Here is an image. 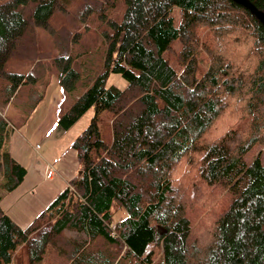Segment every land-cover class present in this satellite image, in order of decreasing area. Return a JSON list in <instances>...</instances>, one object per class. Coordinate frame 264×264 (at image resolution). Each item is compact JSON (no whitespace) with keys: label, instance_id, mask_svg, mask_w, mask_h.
Returning a JSON list of instances; mask_svg holds the SVG:
<instances>
[{"label":"trees","instance_id":"trees-1","mask_svg":"<svg viewBox=\"0 0 264 264\" xmlns=\"http://www.w3.org/2000/svg\"><path fill=\"white\" fill-rule=\"evenodd\" d=\"M118 4L116 20L107 12ZM54 16L70 35L54 32ZM92 23L105 44L94 70V45L74 56L70 40ZM38 28L59 42L27 55ZM11 58H25L24 71ZM82 58L91 75L57 117L66 130L93 109L72 142L78 171L25 227L0 206V264H264V25L233 0L0 2V104L52 76L65 93L81 87ZM6 126L0 117L8 193L26 169L3 149Z\"/></svg>","mask_w":264,"mask_h":264},{"label":"rangeland","instance_id":"rangeland-1","mask_svg":"<svg viewBox=\"0 0 264 264\" xmlns=\"http://www.w3.org/2000/svg\"><path fill=\"white\" fill-rule=\"evenodd\" d=\"M2 1L5 0H0V2ZM107 13L113 14L116 20H119L122 6L118 4L115 10H109ZM169 15L174 20L173 24L176 25L178 9L173 8ZM168 20L169 18L165 16L164 22L168 23ZM50 23L55 30L50 29V32L59 33L60 28H66L63 31L68 32L69 35L72 32V28L68 27L66 20L63 18L54 16L50 19ZM90 27L82 35L73 32L70 40L73 41L72 43L76 42L72 48L74 56L83 57L88 55L91 51V45H94V63L92 64V70H94L102 62L105 44L99 38L101 36L99 35L100 32H95L93 23ZM49 31L42 28L37 29L34 36L35 43L28 49L26 48L27 55H31L30 52L32 51L46 48H53L51 50L55 51L54 49L59 42L58 37L55 34L52 35ZM218 53L223 54L224 51ZM172 55L173 52L168 50L165 52L164 57L172 67L178 69ZM26 62L25 58H11L9 66L11 69H16L15 71H24L19 69L27 67ZM77 65L81 73L80 85L82 88L76 86V89L65 93L61 90L56 78L52 76L49 79L47 78L42 85L37 81L34 85L21 86L15 92L9 104H0V117L5 120L7 125L4 135V149L8 150L10 155L26 169L24 178L16 188L8 193L0 192V203L4 210L7 207L10 208L5 211L21 227L29 224L64 189L66 180L63 179H69L67 176L73 175L79 168L72 142L89 124L93 109L89 108L66 130H63L56 121L57 113L60 110L62 112L66 111L73 102L74 95L82 92L85 85L84 80L91 75L88 59H79ZM111 83L119 88L125 85V82L115 74H111L108 79V84ZM33 93H35V97L32 99ZM39 94H41L40 98H38ZM97 124L102 139H107L105 140L107 142L109 139L111 140V127L106 111L101 113ZM47 166L51 167L54 174H56L53 180L42 181L35 172L43 173ZM114 212V217L120 218L122 216L119 210ZM60 238L65 241L64 236Z\"/></svg>","mask_w":264,"mask_h":264},{"label":"crops","instance_id":"crops-1","mask_svg":"<svg viewBox=\"0 0 264 264\" xmlns=\"http://www.w3.org/2000/svg\"><path fill=\"white\" fill-rule=\"evenodd\" d=\"M61 111V110H60ZM60 111L57 113V117H58V115H59V113H60ZM56 121H57V119H56ZM3 149H4V145H3ZM5 150V149H4ZM5 151H7V152H9L8 150H5ZM10 153V152H9ZM77 156V155H76ZM78 171V170H77ZM37 173V174H36ZM76 173L77 172H75L73 175H71V176H67V178H69V179H63L64 181L66 180V185H67V182L70 180V179H72L75 175H76ZM35 174L37 175V177H40L39 179L40 180H42V181H47V180H53V178H54V176H55V174H54V171L52 170V168L51 167H49V166H47L46 168H45V170H44V172L42 173H40V172H35ZM47 174V175H46ZM67 174V173H66ZM65 178H66V175H65ZM41 181V182H42ZM65 185V186H66ZM65 188V187H64ZM1 190V189H0ZM63 190V189H62ZM61 190V191H62ZM0 192H2V191H0ZM0 206H1V203H0ZM1 208H2V206H1ZM3 209V208H2ZM10 209V208H9ZM8 209V207L5 209L6 211H8L9 210ZM4 210V209H3ZM4 210V211H5ZM7 213V212H6ZM10 217V216H9ZM11 218V217H10ZM12 219V218H11ZM13 221H14V219H12ZM32 221V220H31ZM15 223L16 224H18L16 221H15ZM19 225V224H18ZM28 225V224H27ZM26 225V226H27ZM20 226V225H19ZM21 227V226H20Z\"/></svg>","mask_w":264,"mask_h":264},{"label":"water","instance_id":"water-1","mask_svg":"<svg viewBox=\"0 0 264 264\" xmlns=\"http://www.w3.org/2000/svg\"><path fill=\"white\" fill-rule=\"evenodd\" d=\"M233 1L248 9L251 12V14H253L256 17V19L261 24L264 25V10L261 11L256 9L248 0H233Z\"/></svg>","mask_w":264,"mask_h":264}]
</instances>
